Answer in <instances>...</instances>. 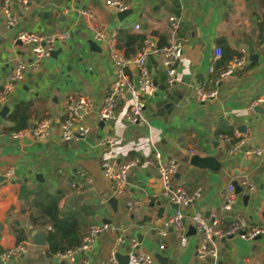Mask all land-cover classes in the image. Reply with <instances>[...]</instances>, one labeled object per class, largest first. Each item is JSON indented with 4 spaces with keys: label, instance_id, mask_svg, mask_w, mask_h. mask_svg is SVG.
Wrapping results in <instances>:
<instances>
[{
    "label": "crops",
    "instance_id": "crops-1",
    "mask_svg": "<svg viewBox=\"0 0 264 264\" xmlns=\"http://www.w3.org/2000/svg\"><path fill=\"white\" fill-rule=\"evenodd\" d=\"M122 1L132 13L121 21L116 16L118 11L104 0H81L74 6L70 0L14 1L11 10L18 21L14 29L6 27L0 11V88L15 62L29 60L31 56L28 47L13 41L16 29L40 34L68 33L67 39L58 42L55 48L58 53L43 58L37 69L24 71L22 79L0 102V110L6 108L0 112V251L19 243L26 246L8 264L63 263L48 253L46 243H34L33 232L42 235L43 232L30 221L34 197L31 190L55 197L58 208L80 222L82 236L92 223L109 220L115 227L116 231L96 236L84 255L89 264H99L113 251L127 253L133 238L137 240L138 250L152 256L149 264H163L156 254L166 258L164 264H212L195 255L197 233L187 234L192 225L190 213L194 210L205 217L217 212L222 218L221 229L239 216L250 227L264 225L261 215L264 156L249 157L243 153L245 148L264 145V113L255 111L258 106L264 110V103L254 105L264 94V0ZM80 8L91 9L107 33L113 30L136 33L133 26L139 24L140 34L155 45L165 44L171 35L168 16L173 14L179 19L176 36L182 40L183 47L174 85H166L165 68L158 56L150 55L147 60L154 80L168 89L166 94L156 87L152 96L145 97L147 124L127 122L129 95L116 106L112 124L98 119V109L115 77V67L107 44L95 41L86 28L88 18L79 13ZM248 40L258 55L256 60L249 59ZM216 47L235 52L245 48L247 63L244 69L221 81L215 97L201 101L197 89L211 87L208 69ZM131 74L135 79L133 70ZM77 96H89L93 100L92 108L83 115L88 132L76 140L63 141L58 136L59 123L64 117L66 101ZM18 106L28 115L27 127L43 117H51L52 135L46 139L32 136L13 139L9 128L15 125L11 115ZM234 129L242 134L243 145L229 154L220 136L226 132L232 134ZM109 135L116 140L102 144ZM154 150L161 153L162 163L169 157L177 161L173 186L188 191L198 186L202 189L198 200L179 207L185 219L184 246L180 245L179 232L165 226L174 215L175 206L160 196L162 184L156 168L145 163ZM194 155L209 160L204 166L196 165L191 162ZM133 158L139 159V163L128 172V184L116 197L118 204L114 211L108 203L112 197L111 183L102 174L101 162L112 159L118 163ZM9 169L13 173L7 176ZM244 177L255 185L247 205L242 202L244 192L234 190L232 209L223 210L229 185L239 184ZM163 229L162 236L159 231ZM18 231L22 233V241L17 239ZM118 235L124 241L116 245ZM217 245L219 254L215 264H264V236L252 240L222 237ZM128 264L141 263L132 257Z\"/></svg>",
    "mask_w": 264,
    "mask_h": 264
},
{
    "label": "built area",
    "instance_id": "built-area-1",
    "mask_svg": "<svg viewBox=\"0 0 264 264\" xmlns=\"http://www.w3.org/2000/svg\"><path fill=\"white\" fill-rule=\"evenodd\" d=\"M14 1L22 0H2L0 11L5 17V25L9 29H14L17 24V17L11 10ZM71 3L77 5L81 0H70ZM107 6L114 8L116 11H122L128 8V5L122 0H104ZM81 15L88 18L86 28L92 33L93 39L97 42L104 41L107 44L108 55L115 67V77L112 83L105 91V95L101 106L98 109V119L107 124H112L116 118L115 108L118 103L124 100L127 95L130 96L131 103L126 112V120L131 125L147 124L144 116L146 107L145 97L152 96L156 91L154 78L151 74L147 60L150 55L158 56L161 60L166 74V85L172 87L177 80L176 64L180 58L183 42L176 36L180 29L179 19L171 14L168 16V24L171 35L167 42L161 46L155 45L148 37L145 38L143 46L136 53L125 55L123 50L118 47L116 32L113 30L107 33L106 28L100 25L95 14L88 8L78 9ZM264 23V16H263ZM133 29L136 33L141 32L139 24H134ZM67 32H56L52 34H40L27 29H16L13 41H20L21 45L28 47L31 56L29 60H17L12 71L5 79L4 84L0 88V102L12 91L14 84L22 79L24 71L27 69L35 70L40 66L43 58L50 56L55 50L58 42L67 39ZM221 57V48L216 47L214 51V60L209 66V74H213L217 70V60ZM247 53L245 48H241L237 55L232 57L227 66L219 70L215 77L210 80L211 89H197V97L201 101L213 98L216 95V87L222 80L229 77L237 70L244 69L247 63ZM135 73V79L132 78L131 71ZM264 103V94L256 99L254 105ZM93 106V100L89 96H77L69 98L65 104V113L63 120L59 123L58 136L63 141L76 140L83 137L88 132V127L83 121V115ZM53 119L51 117H43L37 120L30 127H26L19 131L10 133L13 139H22L32 136L36 139H46L52 135ZM223 141L228 147V153L234 154L243 145L242 134L239 130L234 129L232 134L221 135ZM116 137L109 135L103 141L104 143H112ZM245 156L262 157L264 156V145L258 147L245 148L243 151ZM162 155L158 150H154L149 157L145 159V163L155 166L158 176L161 180L162 190L160 196L167 199L170 203L178 205L174 215L170 217L165 226H170L179 232L180 245L187 243V236L183 232L181 220L184 215L179 207L190 205L199 199L201 195V187H196L193 191H188L182 186H173V175L177 170V161L169 157L166 163L161 162ZM139 159L133 158L124 162H116L112 159H105L101 162V170L103 176L110 181L112 196L121 195L128 184V172L136 167ZM12 169L6 171V175H12ZM239 185L244 193H250L255 189V185L246 177L239 180ZM235 200L234 187L229 185L228 193L222 205L223 210L232 209ZM101 201H105L102 199ZM192 226L195 228L199 236V242L195 250L198 259H208L215 264L219 248L217 240L229 235L239 236L244 240H252L257 237L264 236V225L250 227L247 225L243 217H235L231 220L229 226L221 229L222 218L217 212L210 213L205 217L200 211L194 210L190 213ZM105 231H116L115 227L108 223H92L89 225L86 233L82 236L81 241L75 247L63 252H58L55 257L66 264H89V260L84 256L91 247L96 236ZM160 235H165V229L159 231ZM124 238L118 235L115 239L116 245L121 244ZM136 239H131L129 254H136L135 259L141 264H149L152 256L138 250ZM25 244L19 243L12 247L6 248L0 252V264H8L10 259L19 256L25 251ZM136 249V250H135ZM99 264H120L115 258V252H111L108 257L99 262Z\"/></svg>",
    "mask_w": 264,
    "mask_h": 264
},
{
    "label": "trees",
    "instance_id": "trees-1",
    "mask_svg": "<svg viewBox=\"0 0 264 264\" xmlns=\"http://www.w3.org/2000/svg\"><path fill=\"white\" fill-rule=\"evenodd\" d=\"M145 38L146 36L144 34L130 33L124 30H119L116 33L117 45L123 49L125 55L134 54L141 49ZM237 54L238 52L230 51L227 47H225L224 51L221 49V57L217 65V70L215 73L210 74V80L215 77L219 70L224 69L232 57ZM11 117L15 125L9 128V133L27 127L28 115L22 110V107H16ZM224 134L230 135L231 132ZM22 190L24 192V189ZM31 193L34 197L31 201L32 211L29 215L30 221L34 227L42 230L48 253L55 255L58 252L66 251L78 245L81 241L82 234L80 222H78L77 218L64 214L58 208L55 197L49 196L48 194L44 195L40 191L31 190ZM16 236L18 241L23 240L20 231L17 232Z\"/></svg>",
    "mask_w": 264,
    "mask_h": 264
},
{
    "label": "water",
    "instance_id": "water-1",
    "mask_svg": "<svg viewBox=\"0 0 264 264\" xmlns=\"http://www.w3.org/2000/svg\"><path fill=\"white\" fill-rule=\"evenodd\" d=\"M130 13H132V9H125V10H122V11H118L117 13H116V16H117V18H118V20L119 21H121L123 18H125L127 15H129ZM18 45H21V43H20V41H17L16 42ZM247 46H248V54H249V59L250 60H256L257 59V57H258V55L254 52V48H253V45H252V42H251V40H248L247 41ZM58 53V51H56V50H53L51 53H50V55L51 56H55L56 54ZM154 85L159 89V90H161V91H164L166 94L168 93V89H167V87H166V85H158L157 84V82H156V80H154ZM172 99V98H171ZM170 99V100H171ZM168 100V99H167ZM167 100H162L161 102H163V103H165V102H167ZM169 100V101H170ZM174 103H175V101L173 102V103H170L171 104V106L172 105H174ZM6 110V108H1V110H0V112H1V114L4 112ZM255 111H260V112H262V113H264V110L262 109V107H260V106H258L256 109H255ZM101 123H103V122H101ZM208 160L209 159H204V158H201V157H198L197 155H194V156H192V163H196V165H205L206 164V162H208ZM37 177H38V175H37ZM233 187H234V190L237 192V193H239V192H241L242 191V187L237 183V182H234L233 184ZM242 202H243V204L246 206L247 205V203H248V200L250 199V194L249 193H244V194H242ZM108 203L111 205V207H112V209L114 210V211H116V207H117V204H118V199L116 198V197H114V196H112L111 198H109L108 199ZM174 206H175V209H178V205H176V204H174ZM261 215H262V217H263V219H264V210H262V212H261ZM104 223H110V221L109 220H104ZM181 223H182V225L185 223V219L183 218L182 220H181ZM193 232H196L195 231V228L192 226V225H190L189 227H188V232H187V234H189V233H193ZM32 236H33V240H34V243L35 244H37V245H44L45 244V240H44V237H43V235H42V233H40V232H33V234H32ZM226 238L227 239H231V238H233V235H229V236H226ZM129 247H127V253H125V254H122V253H120V252H116L115 253V258H116V260L120 263V264H128V262L130 261V259L132 258V257H135V253L133 252V254H129L128 253V251H129ZM161 253L163 254V253H165L164 251H161ZM156 256V258L161 262V263H165V261H166V258L165 257H163L161 254H156L155 255Z\"/></svg>",
    "mask_w": 264,
    "mask_h": 264
}]
</instances>
